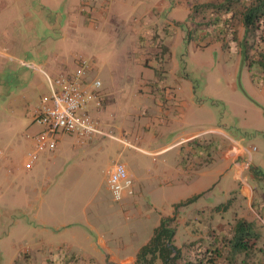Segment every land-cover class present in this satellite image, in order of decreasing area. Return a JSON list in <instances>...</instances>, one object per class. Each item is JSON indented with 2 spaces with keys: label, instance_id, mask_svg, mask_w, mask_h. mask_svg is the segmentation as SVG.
<instances>
[{
  "label": "rangeland",
  "instance_id": "1",
  "mask_svg": "<svg viewBox=\"0 0 264 264\" xmlns=\"http://www.w3.org/2000/svg\"><path fill=\"white\" fill-rule=\"evenodd\" d=\"M206 1L0 0V264H132L160 218L175 213L179 264H211L212 249L222 250L216 264H232L226 242L240 218L254 221L260 237L235 264H264V214L253 204L264 201V177L255 179L251 171L254 166L264 172V80L253 79L234 43L228 58L221 42L197 44L195 36L199 40L204 29L186 39L188 30L209 20L205 13L193 17V5ZM235 23L238 35L244 33L239 16ZM79 57L91 64L89 75L106 94V109L90 102L92 113L109 123L144 124L137 130L125 124L123 133L107 128L131 145L97 136L85 150L76 136L59 134L57 148L44 151L27 170L28 134L42 128L35 109L51 95L46 73L55 77L75 67ZM23 61L44 64L46 73ZM252 71L264 75L256 63ZM145 99L157 107L168 104L175 113L170 137H160L158 128L167 125L157 123L153 104L150 114L143 111L149 106ZM194 132L199 137L186 145L157 152L176 143L173 137L180 141ZM145 133L155 140L137 137ZM229 154H235L240 172L245 169L242 175ZM118 159L134 180L133 193L121 201L107 182ZM246 181L253 191L248 186L242 195ZM49 204L62 221L50 219ZM67 207L71 213L65 215ZM67 241L72 250L41 248ZM25 248L31 251L17 258Z\"/></svg>",
  "mask_w": 264,
  "mask_h": 264
},
{
  "label": "trees",
  "instance_id": "2",
  "mask_svg": "<svg viewBox=\"0 0 264 264\" xmlns=\"http://www.w3.org/2000/svg\"><path fill=\"white\" fill-rule=\"evenodd\" d=\"M192 10L193 17H196L197 13H205L209 20L206 23L196 24L193 29L188 30L186 39L189 42L194 39V34L200 33L203 29L206 30V34L199 40L198 36H195L198 45L207 47L215 42H221L223 50L227 51L230 57H233V50L236 48L235 50L239 52L242 61L251 71L253 79L264 80L263 74L262 77H258L252 71L253 63H256L264 73V49L261 47V43L264 42V0H208L193 5ZM238 16L244 27V33L240 35H238L235 23ZM230 34L231 38L226 40V36ZM208 37L207 41L202 42V39ZM232 43L235 48L232 47ZM157 70L160 73V69ZM251 171L255 179L264 177V172L257 167L251 166ZM197 196L199 195H195L186 204L195 200ZM242 199L245 200V198ZM261 202V199L256 198L253 204L257 210L264 214V201ZM176 221V213L163 216L160 224L155 227L152 237L138 251L132 264H153L158 258L162 260L163 264H179L178 260L181 259L182 253L181 248L174 242L177 233ZM233 231L234 233L227 239L226 245L229 247V261L235 264L238 256L247 255L250 252L251 242L258 239L260 233L256 231L254 221L244 218L236 221ZM211 251L215 254L214 257H209V262L216 264L222 255V250L212 249ZM198 264H203L202 260Z\"/></svg>",
  "mask_w": 264,
  "mask_h": 264
},
{
  "label": "built area",
  "instance_id": "3",
  "mask_svg": "<svg viewBox=\"0 0 264 264\" xmlns=\"http://www.w3.org/2000/svg\"><path fill=\"white\" fill-rule=\"evenodd\" d=\"M28 63L35 69H44L35 63ZM91 64L79 57L76 66H66L55 77L46 73L50 82L51 95L35 109L34 120L42 127L28 137L32 146L28 150L24 168L29 170L44 151H54L59 142V134L74 135L79 144L93 141L97 136L113 137L131 145L127 139L115 136L107 128L106 122L95 116L90 109V102L96 110L103 108L101 81L92 78L88 70ZM107 182L114 200L121 201L126 193H133V177L127 165L116 160L108 169Z\"/></svg>",
  "mask_w": 264,
  "mask_h": 264
},
{
  "label": "crops",
  "instance_id": "4",
  "mask_svg": "<svg viewBox=\"0 0 264 264\" xmlns=\"http://www.w3.org/2000/svg\"><path fill=\"white\" fill-rule=\"evenodd\" d=\"M216 43V42H215ZM221 48H222V45H221ZM222 51H223V53L229 58V53L227 52V51H225V50H223V48H222ZM53 62L54 61H52V60H49L48 61V64L50 65V66H52V68H54L55 67V65L53 64ZM35 64L36 65H38V66H41L43 69H44V64H38V63H36L35 62ZM148 65H150V66H152L150 63H148ZM153 68H155V66H152ZM251 72V71H250ZM168 89L169 88H165V89H163L162 90V92H163V98H166L164 95H166V92L168 91ZM149 93H150V91H148ZM105 96H106V94H104L103 93V100L105 99ZM171 97V96H170ZM166 99H168V98H166ZM145 101L146 102H148L149 103V101H148V99H145ZM168 103V102H167ZM152 104H153V106H152V108H153V110L155 109L156 110V112L155 113H157L159 116H158V118H157V123H159V125H161V127H163L164 125H167V128H165V129H162V128H158L160 131H161V133H163V135L162 136H160V137H163V139L164 138H167V137H170L171 136V134L173 133V128L171 127V124L172 123H170L169 121L171 120L170 119V116L172 115V114H175L174 112H171L170 111V109L168 110L167 109V105L168 104H164L163 106H158L157 107V105L155 104V102H152ZM151 103H149V106L147 107L146 105H145V107H144V109H143V111H145L146 113H147V115L148 114H150V112H151V105H152ZM159 104H162V101L160 100L159 101ZM106 108H105V106L103 105V108L100 110V111H102V110H105ZM142 110V109H141ZM154 110V111H155ZM105 112V111H104ZM145 113V114H146ZM143 114V113H142ZM144 115V114H143ZM105 121V120H104ZM106 122V121H105ZM138 122V121H137ZM169 122V123H168ZM106 124H107V126H111V127H113V128H117L119 131H120V133H123L125 130H124V128H126V126H128L129 128H131L132 130H137V127L138 126H141V125H143L144 123H135V125H131L130 123L128 124V123H126V122H124V123H120L119 124V122H117V123H109V122H106ZM125 124H126V126H125ZM127 129V128H126ZM147 130H149L150 128H146ZM217 132L218 133H221V134H223V135H225V136H228L229 138H232V140L233 141H236V139H235V137L234 136H232V135H230L229 134V132H227L225 129H223V128H221V127H217ZM149 132V131H148ZM156 135V134H155ZM198 135V133H196V132H194V133H190V134H188L186 137H184V139H182V140H180L179 141V139L180 138H177V137H173V140L172 141H174V140H176L175 142L176 143H173V142H171L170 144H167V145H165L163 148H161L160 150H157V152H163V151H165V150H167V149H169V148H172L173 147V145H175V144H177L178 142H182V141H184V142H182L181 143V145H184L186 142H190L191 140H194V139H196V138H198L199 136H197ZM137 137H139L143 142L144 141H146L147 143H151V142H153L154 140H155V137L156 136H154L153 137V139H149V134L148 135H146V133H145V135H138ZM159 137V136H158ZM182 137V136H181ZM97 141H99V140H93V141H91V142H88V143H85V144H80V146H82V148L83 149H85V150H87L86 148L87 147H90V146H93ZM173 143V144H172ZM186 145V144H185ZM143 150H146V149H143ZM147 152H148V150H146ZM243 152H245L244 151V149L242 150ZM59 153H60V151H59ZM59 154L57 153L56 154V157L58 156ZM234 155L235 154H229V156H227V158L228 159H232L233 160V162L235 163V165H236V167H237V175H242L243 174V172L245 171V169H243V171H239V166H240V164L239 163H236L235 162V158H233L234 157ZM243 155V154H242ZM237 158H238V156H237ZM196 160H197V158H195ZM199 171H200V169L199 170H197V172H196V174H198L199 173ZM247 178H250L251 179V174H249V176H247ZM252 182H250L249 181V183L246 181V184H245V186L243 187V189H242V192H243V194L242 195H244V194H246L247 192H248V189H247V187L248 186H250V188H251V190H252V184H251ZM253 191V190H252ZM43 202V198H41V203ZM48 209H49V213H50V219L53 221V220H60V221H62L61 220V216H60V214H57V212H56V210H54L53 209V207L49 204L48 205ZM63 208L62 209H60V212L63 214ZM85 212H86V214H87V210H85ZM71 213V209L69 208V207H67V209H66V211H65V215H68V214H70ZM52 215V216H51ZM58 216V217H57ZM60 218V219H59ZM160 220H161V218H160ZM47 221L49 222V217H48V219H47ZM44 223H46V224H49V223H47V222H45V221H43ZM65 223H67L66 221H64V222H61V224L62 225H65ZM92 223V222H91ZM90 223V224H91ZM103 244L105 245V242L103 241ZM42 247L41 248H46V249H49V250H55V249H59L60 247H62V248H66V249H69V250H72V246H70L69 245V242L67 241V242H63L62 244H60V245H52V244H47V243H43L42 245H41ZM25 251H31L30 249H21L19 252H18V255H17V258L23 253V252H25ZM76 252V251H75ZM112 253H114V252H112ZM138 253V252H137ZM77 254H80V255H82V256H85V255H88L87 253H85L84 251H80V252H77ZM16 258V259H17ZM131 257H129L128 259H130ZM15 259V260H16ZM128 259H125V260H122V261H126V260H128Z\"/></svg>",
  "mask_w": 264,
  "mask_h": 264
}]
</instances>
